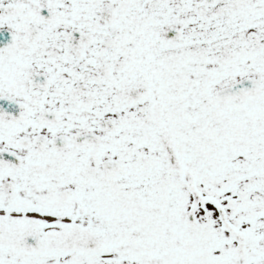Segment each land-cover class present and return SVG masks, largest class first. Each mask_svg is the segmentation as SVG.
<instances>
[{"label":"snow or ice","instance_id":"1","mask_svg":"<svg viewBox=\"0 0 264 264\" xmlns=\"http://www.w3.org/2000/svg\"><path fill=\"white\" fill-rule=\"evenodd\" d=\"M0 264H264V0H0Z\"/></svg>","mask_w":264,"mask_h":264}]
</instances>
